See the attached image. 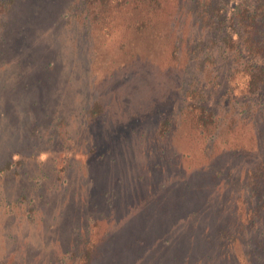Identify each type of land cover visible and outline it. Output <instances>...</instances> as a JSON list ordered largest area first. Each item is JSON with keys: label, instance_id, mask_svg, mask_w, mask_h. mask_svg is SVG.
Masks as SVG:
<instances>
[{"label": "rangeland", "instance_id": "1", "mask_svg": "<svg viewBox=\"0 0 264 264\" xmlns=\"http://www.w3.org/2000/svg\"><path fill=\"white\" fill-rule=\"evenodd\" d=\"M81 1L0 18V264H264L246 213L264 123L242 66L204 54L194 0ZM199 93L216 113L203 133Z\"/></svg>", "mask_w": 264, "mask_h": 264}, {"label": "trees", "instance_id": "2", "mask_svg": "<svg viewBox=\"0 0 264 264\" xmlns=\"http://www.w3.org/2000/svg\"><path fill=\"white\" fill-rule=\"evenodd\" d=\"M13 3L14 0H0V18L10 11ZM126 3L146 7L159 4L158 0H82L80 4L84 10L93 7L95 10L99 9L98 12H105L109 7ZM192 15L198 29L209 36V41L216 49L214 54L208 52L205 46L204 54L213 56L214 61H217V59H226L230 52V58L242 66V72L247 76L245 91H243V96L247 99L246 104L248 103L247 109L250 111L249 104L257 106V111L264 123V102L260 101V97L264 95V0H194ZM214 71L218 77H211L212 71L206 72L207 77L219 78V74L222 73L220 67L215 68ZM225 72L230 73V68H227ZM210 84L217 86V83ZM200 94L202 93L197 94L190 101L187 115L189 119L193 115L192 122L199 132L203 133L207 131L211 120H216V113L207 105V99L203 101L199 99ZM248 111L244 110L245 113ZM257 177L263 180L262 187L256 192L257 208L252 206L251 209L246 210V213H250L252 219L260 217L261 222L264 223L263 166L251 175L253 181Z\"/></svg>", "mask_w": 264, "mask_h": 264}]
</instances>
